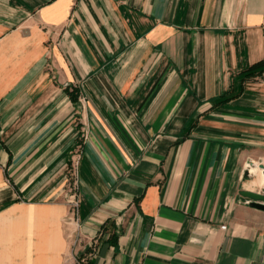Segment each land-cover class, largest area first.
<instances>
[{"label":"crops","instance_id":"obj_1","mask_svg":"<svg viewBox=\"0 0 264 264\" xmlns=\"http://www.w3.org/2000/svg\"><path fill=\"white\" fill-rule=\"evenodd\" d=\"M260 61L264 0H0V264H264Z\"/></svg>","mask_w":264,"mask_h":264},{"label":"water","instance_id":"obj_2","mask_svg":"<svg viewBox=\"0 0 264 264\" xmlns=\"http://www.w3.org/2000/svg\"><path fill=\"white\" fill-rule=\"evenodd\" d=\"M264 169V164H261ZM243 195L252 200L251 206L260 210H264V189L262 192H255L250 190L243 191Z\"/></svg>","mask_w":264,"mask_h":264},{"label":"rangeland","instance_id":"obj_3","mask_svg":"<svg viewBox=\"0 0 264 264\" xmlns=\"http://www.w3.org/2000/svg\"><path fill=\"white\" fill-rule=\"evenodd\" d=\"M247 169H248V167H247ZM247 175L245 176V179L246 180H249L250 181V183H251V180H254V179H261L260 177L261 176H259V175H257V174H255V175H252L251 173H250V171H249V169H248V171H247V173H246ZM254 185H256V186H258L255 182H253V184L252 185H250V187L251 186H254ZM258 192H262L263 191V189L261 190V189H259V188H264V186H262V187H254Z\"/></svg>","mask_w":264,"mask_h":264},{"label":"built area","instance_id":"obj_4","mask_svg":"<svg viewBox=\"0 0 264 264\" xmlns=\"http://www.w3.org/2000/svg\"><path fill=\"white\" fill-rule=\"evenodd\" d=\"M70 205H71V208H72V213H76L77 212V209L79 207V200L77 199V197H73L71 200H70ZM223 228H226V226H223ZM79 264H83L82 260L80 261Z\"/></svg>","mask_w":264,"mask_h":264},{"label":"trees","instance_id":"obj_5","mask_svg":"<svg viewBox=\"0 0 264 264\" xmlns=\"http://www.w3.org/2000/svg\"><path fill=\"white\" fill-rule=\"evenodd\" d=\"M249 71H258V72L264 71V61H260L258 63L253 64L249 69Z\"/></svg>","mask_w":264,"mask_h":264},{"label":"bare ground","instance_id":"obj_6","mask_svg":"<svg viewBox=\"0 0 264 264\" xmlns=\"http://www.w3.org/2000/svg\"><path fill=\"white\" fill-rule=\"evenodd\" d=\"M258 171H262L264 172V169H258ZM251 174H252V171H250ZM264 177V176H263ZM261 180V181H260ZM251 182H255L259 187H262L264 186V180L262 179H254V180H251ZM264 189V188H263Z\"/></svg>","mask_w":264,"mask_h":264}]
</instances>
